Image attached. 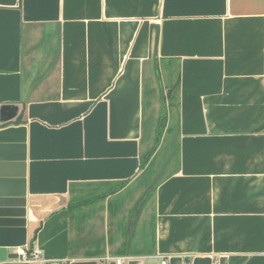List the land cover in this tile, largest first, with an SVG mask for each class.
Here are the masks:
<instances>
[{
	"label": "crops",
	"instance_id": "crops-1",
	"mask_svg": "<svg viewBox=\"0 0 264 264\" xmlns=\"http://www.w3.org/2000/svg\"><path fill=\"white\" fill-rule=\"evenodd\" d=\"M155 94L177 164L140 182L148 217L128 192ZM5 104L38 264H264V0H0Z\"/></svg>",
	"mask_w": 264,
	"mask_h": 264
},
{
	"label": "water",
	"instance_id": "water-1",
	"mask_svg": "<svg viewBox=\"0 0 264 264\" xmlns=\"http://www.w3.org/2000/svg\"><path fill=\"white\" fill-rule=\"evenodd\" d=\"M16 105L5 104L0 108V124L13 121L17 115ZM23 126L7 125L0 128V262L16 259L14 251L26 243L25 195L16 192L7 161L21 160L20 150L24 147ZM109 264H115L111 260ZM126 264H143V259H129Z\"/></svg>",
	"mask_w": 264,
	"mask_h": 264
},
{
	"label": "rangeland",
	"instance_id": "rangeland-1",
	"mask_svg": "<svg viewBox=\"0 0 264 264\" xmlns=\"http://www.w3.org/2000/svg\"><path fill=\"white\" fill-rule=\"evenodd\" d=\"M164 81L165 80H162V84H163L162 86H164ZM152 101H153L152 105H150L148 109L149 116H150L148 118V121L151 119V132H149L150 140L148 141L147 139L145 140L146 146L148 148H146L144 152L148 151L150 149V146L153 143L154 133L156 132L155 129L157 126L155 124L156 119L161 118V120L163 121L164 120L163 116L165 114L166 108L168 107L165 103H162V100L159 97V94H155L152 98ZM164 123L166 124L167 122H164ZM173 138L174 137H170V136L166 137V133L163 135V140H161L163 142L160 143L161 145L160 147H158L157 152L151 161L152 164L150 165L149 172H147L146 175H144L142 179H139L137 181L139 185H134L133 187H131L132 189L131 188L129 189L128 193H131V191L134 192V194L132 195V200H131L132 205L130 209L132 207H133L132 209L136 207L140 208V210L143 209V211L145 212V215L148 217L150 216L151 210H152V201H151L150 195L147 196V200L143 204L140 205L139 202L142 199L143 195L147 192V189L149 188V186L151 187L156 181H159L160 179L164 177V175L168 174L170 171L176 168V164H177L176 150H174L172 146L169 147L170 143L173 144ZM144 173L145 172H143V174ZM140 182L143 183L144 186H147V189H145L142 185H140ZM109 251L111 253H114L116 249H110Z\"/></svg>",
	"mask_w": 264,
	"mask_h": 264
},
{
	"label": "trees",
	"instance_id": "trees-1",
	"mask_svg": "<svg viewBox=\"0 0 264 264\" xmlns=\"http://www.w3.org/2000/svg\"><path fill=\"white\" fill-rule=\"evenodd\" d=\"M146 63V62H145ZM153 63H155V61H153ZM178 89V75L176 74V78L175 80L173 81V83H171L170 87H169V90H168V94H169V98H170V101H171V106H175L177 107L175 104L172 103V100L175 96V93ZM164 120L162 121L161 118H158L156 119V122L155 124L157 125L156 126V129H155V133H154V140H153V143L150 147V149L146 152H143L141 154V160H140V168L141 170H143L144 175H146L147 172H149V169H150V165L152 164V157H153V154L157 151L160 143H161V140H163V135H164V132L165 131H168V132H173L174 130H176V126H177V122L175 124H169L167 125V123L165 124L164 122H167V116H166V111H165V114L163 116ZM122 185H124V182L123 183H120V184H117V187H113L112 189H110L108 192H106L105 194H101L99 196H96L95 198H92L90 201H93L97 198H102L104 197L105 195H109V194H113L115 193ZM72 189L74 188V184L71 186ZM76 202L73 200H71V206H74L76 205L75 204ZM81 203H84V202H81ZM30 247V246H29Z\"/></svg>",
	"mask_w": 264,
	"mask_h": 264
},
{
	"label": "built area",
	"instance_id": "built-area-1",
	"mask_svg": "<svg viewBox=\"0 0 264 264\" xmlns=\"http://www.w3.org/2000/svg\"><path fill=\"white\" fill-rule=\"evenodd\" d=\"M14 252L17 254V260L23 264H38L41 262V253L38 248L33 246H19L14 248ZM110 260V258H106ZM129 257H114L112 260L115 261V264H126V261L129 260ZM165 260L161 261V264H165Z\"/></svg>",
	"mask_w": 264,
	"mask_h": 264
}]
</instances>
